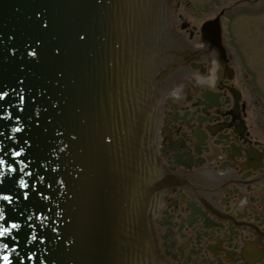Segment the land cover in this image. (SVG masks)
<instances>
[{"label": "water", "instance_id": "obj_1", "mask_svg": "<svg viewBox=\"0 0 264 264\" xmlns=\"http://www.w3.org/2000/svg\"><path fill=\"white\" fill-rule=\"evenodd\" d=\"M172 16L171 0H0V264H174L151 225L170 185L218 215L235 173L210 169L216 147L188 171L156 153L162 102L221 72ZM200 29L217 39L215 18Z\"/></svg>", "mask_w": 264, "mask_h": 264}, {"label": "flooded vegetation", "instance_id": "obj_2", "mask_svg": "<svg viewBox=\"0 0 264 264\" xmlns=\"http://www.w3.org/2000/svg\"><path fill=\"white\" fill-rule=\"evenodd\" d=\"M226 10L254 19L251 32L258 33L249 43L262 45L264 53V0H229L217 7L212 17L217 39L201 31L202 22L197 29L173 11L171 28L182 38H200L204 46L198 53L214 48L221 72L212 86L197 87L187 100L162 102L157 156L171 172L188 171L205 164L214 146L218 155L210 169L235 173L218 191V215L181 185L160 192L151 214L154 243L174 264H264V89L252 70H260V64L243 59L237 42L224 31ZM184 67L202 75L207 63L186 59Z\"/></svg>", "mask_w": 264, "mask_h": 264}, {"label": "rangeland", "instance_id": "obj_3", "mask_svg": "<svg viewBox=\"0 0 264 264\" xmlns=\"http://www.w3.org/2000/svg\"><path fill=\"white\" fill-rule=\"evenodd\" d=\"M176 0L171 1L172 5ZM179 4L173 7L175 12L180 14V19L188 22L189 25H194L197 29L202 21L212 18L217 11V7H220L223 3L226 4L229 0H177ZM243 5V3L241 4ZM224 24V31L227 37H233L237 42L236 46L239 49L242 58H247L252 64L256 66V63L260 64V70L252 69L253 72L260 79V86L264 89V53L261 48L262 45L258 43H250L255 41L254 34L251 32L252 26L255 25L254 19L249 20L244 16V13H238L237 10H226L222 17ZM179 22H177L178 24ZM250 42V43H249ZM246 43V47L242 44ZM251 64V65H252ZM257 67V68H259Z\"/></svg>", "mask_w": 264, "mask_h": 264}, {"label": "snow or ice", "instance_id": "obj_4", "mask_svg": "<svg viewBox=\"0 0 264 264\" xmlns=\"http://www.w3.org/2000/svg\"><path fill=\"white\" fill-rule=\"evenodd\" d=\"M0 99H3V96L2 95H0ZM15 131H19V129H15ZM15 155L19 156L20 153L17 152V153H15ZM0 164H3V161H0ZM24 186H26V185H24V182L21 181V187H24ZM4 199H8V197H4ZM12 227L15 228L17 226L16 225H12ZM5 231L6 230H0V236H3L4 233H5ZM4 259L7 260L8 258L7 257H4Z\"/></svg>", "mask_w": 264, "mask_h": 264}]
</instances>
